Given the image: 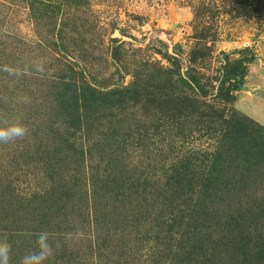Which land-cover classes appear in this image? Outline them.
<instances>
[{
    "label": "rangeland",
    "instance_id": "rangeland-1",
    "mask_svg": "<svg viewBox=\"0 0 264 264\" xmlns=\"http://www.w3.org/2000/svg\"><path fill=\"white\" fill-rule=\"evenodd\" d=\"M244 48H253L257 58L249 66L243 90L230 105L198 99L193 91L171 81L189 73L201 83L203 93L210 92L222 54L237 59L240 55L232 53ZM115 52L117 61L112 59ZM167 54L179 57L181 69L171 66ZM41 62L44 71L38 72L35 66ZM73 73L101 90L134 83L141 92L142 97L107 112L113 117L96 131L104 132L108 125L146 141L154 136L151 147H212L220 127L218 115L217 130L205 117L212 108L233 109L264 127V0H0V116L19 119L29 129L23 139L0 144V183L9 179L24 194L39 188L37 162L46 157L38 152L26 155L23 149L45 146L35 133L41 127L50 128L54 120L50 108L57 98L47 81ZM16 150L19 155L13 157ZM13 197L20 200L16 193ZM13 206L5 216L13 217L21 209L19 204ZM73 206L56 218L52 228L43 229L74 231L73 219L80 212ZM25 207L20 210L24 216L11 218L5 228L40 230L29 217L35 218L38 206ZM227 216L217 212L196 260L189 263L184 257L186 245L181 255L171 259L172 264H233L236 252L231 249L233 231ZM126 218L116 227L118 231L102 230L100 252L93 254L104 257L100 263L147 264ZM88 245V241L70 242L73 252L81 248V256L65 253L64 257L62 250L56 264H91ZM151 261L167 264L166 259Z\"/></svg>",
    "mask_w": 264,
    "mask_h": 264
},
{
    "label": "trees",
    "instance_id": "trees-1",
    "mask_svg": "<svg viewBox=\"0 0 264 264\" xmlns=\"http://www.w3.org/2000/svg\"><path fill=\"white\" fill-rule=\"evenodd\" d=\"M232 54L240 57L232 59L230 54H222L210 92L203 93L201 83L189 73L171 81L193 91L198 99L230 105L243 90L249 66L257 58L253 48ZM166 56L173 68L181 69L179 57ZM112 59L118 60L116 52ZM51 78L47 82L57 92L50 108L54 120L48 130L41 127L35 133L36 140L45 141V146L36 147V151L23 149L26 155L38 152L46 157L37 162L39 188L24 194L13 188L9 179L0 183V237L6 235L12 244L11 264H19L22 256L35 249L36 234L41 230L50 233L52 242L61 244L49 264L60 260L57 254L62 250L64 257L65 253L81 256V248L73 252L58 228L43 229L52 228L70 204L78 206L79 216L73 220L86 232L81 241L89 242L86 248L91 264H102L104 258L93 255L97 249L100 252L102 230L111 227L118 231L124 215L147 264L152 259H166L172 264L175 261L171 259L181 255L186 245L189 247L184 257L190 263L203 251L208 241L206 231L217 212L227 214V225L232 227L231 249L236 252L233 264H264L263 126L233 109L212 108L205 117L216 130L217 115L220 121L214 145L174 147L175 153L172 147H151L154 136L148 142L138 134L108 125L104 132L96 131L113 117L107 112L141 96L136 84L101 90L76 73ZM19 152L12 151V156ZM15 193L20 200L13 197ZM14 203L20 210L30 204L38 206L35 218L31 214L29 217L40 230L5 228L13 218L24 216L20 210L13 217L5 216L15 208Z\"/></svg>",
    "mask_w": 264,
    "mask_h": 264
},
{
    "label": "clouds",
    "instance_id": "clouds-1",
    "mask_svg": "<svg viewBox=\"0 0 264 264\" xmlns=\"http://www.w3.org/2000/svg\"><path fill=\"white\" fill-rule=\"evenodd\" d=\"M38 72L44 71L43 63L36 64ZM28 102V98H25ZM29 134V129L19 119H0V144H9L23 139ZM86 238V232L80 226L74 231L64 233V242H79ZM35 249L22 256L19 264H49L54 258L56 251L61 247L59 241L52 242L50 233L41 230L36 234ZM12 244L5 235L0 237V264H11Z\"/></svg>",
    "mask_w": 264,
    "mask_h": 264
},
{
    "label": "built area",
    "instance_id": "built-area-1",
    "mask_svg": "<svg viewBox=\"0 0 264 264\" xmlns=\"http://www.w3.org/2000/svg\"><path fill=\"white\" fill-rule=\"evenodd\" d=\"M249 46V45H248Z\"/></svg>",
    "mask_w": 264,
    "mask_h": 264
}]
</instances>
